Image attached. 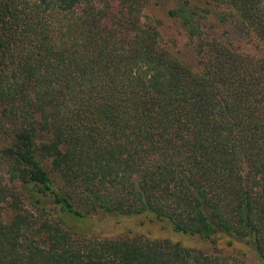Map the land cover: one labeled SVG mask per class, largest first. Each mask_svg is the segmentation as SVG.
<instances>
[{
  "label": "trees",
  "instance_id": "obj_1",
  "mask_svg": "<svg viewBox=\"0 0 264 264\" xmlns=\"http://www.w3.org/2000/svg\"><path fill=\"white\" fill-rule=\"evenodd\" d=\"M156 1L0 0V264H264V0Z\"/></svg>",
  "mask_w": 264,
  "mask_h": 264
},
{
  "label": "rangeland",
  "instance_id": "obj_2",
  "mask_svg": "<svg viewBox=\"0 0 264 264\" xmlns=\"http://www.w3.org/2000/svg\"><path fill=\"white\" fill-rule=\"evenodd\" d=\"M156 3L158 4V15L163 20L161 29L163 41L172 40L174 35L178 43L183 44L186 41L184 34L179 33L177 24L166 18L167 11L174 5L173 2L171 0H157ZM81 230L88 236L97 238L142 237L150 240H169L183 247L201 250L205 253H210L212 250L206 241L176 233L167 224L157 222L144 215L124 218L95 213L84 220L81 224ZM227 244L228 240L225 238L219 242V249L223 253L244 254V258L249 263L254 262V254L248 251L243 243L235 242L232 247L226 246Z\"/></svg>",
  "mask_w": 264,
  "mask_h": 264
}]
</instances>
